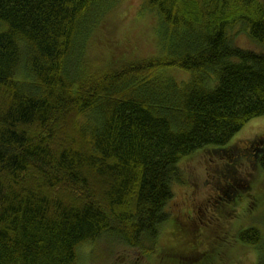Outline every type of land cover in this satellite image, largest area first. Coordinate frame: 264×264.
I'll list each match as a JSON object with an SVG mask.
<instances>
[{"label":"trees","instance_id":"trees-1","mask_svg":"<svg viewBox=\"0 0 264 264\" xmlns=\"http://www.w3.org/2000/svg\"><path fill=\"white\" fill-rule=\"evenodd\" d=\"M121 3L0 0V264H79L104 238L205 263L216 242L168 209L181 161L209 151L264 171V135L232 145L264 117V50L234 39L264 48V0H145L158 55L100 67L89 46ZM218 194L235 207L249 196ZM237 242L264 264L258 228Z\"/></svg>","mask_w":264,"mask_h":264},{"label":"rangeland","instance_id":"rangeland-1","mask_svg":"<svg viewBox=\"0 0 264 264\" xmlns=\"http://www.w3.org/2000/svg\"><path fill=\"white\" fill-rule=\"evenodd\" d=\"M144 4L145 0H122L119 9L103 21L93 36L89 46L91 60L105 67L109 57H115L113 60H135L158 55L154 20L149 19L151 13ZM234 39L244 49L264 50L252 43L244 31L238 32ZM129 45L128 53L124 47ZM169 73L180 82L188 79L187 74L179 71ZM254 120L241 130L242 133L239 132L241 135L234 138L232 145L264 135V117ZM223 155L225 153L203 151L183 159L180 163L182 180L174 186V198L168 209L178 224L201 236L199 242H216L215 253L202 264H256V251L239 244L237 238L241 231L251 227L258 228L264 236V171L254 167L251 160L240 161L238 158L227 164L221 160ZM229 155L231 157L232 152ZM249 158L252 159L250 155ZM225 174L242 185L233 188L225 179L224 183ZM241 187L249 196L239 200L238 194L237 207L228 205L229 202L224 204L220 195H216V191L222 190L227 194L222 198L227 201L228 196L232 197L233 191ZM198 250L202 253L210 248L199 246ZM164 256L166 258L162 260L155 254L144 256L140 249L104 238L82 248L79 264H171L173 259Z\"/></svg>","mask_w":264,"mask_h":264},{"label":"flooded vegetation","instance_id":"flooded-vegetation-1","mask_svg":"<svg viewBox=\"0 0 264 264\" xmlns=\"http://www.w3.org/2000/svg\"><path fill=\"white\" fill-rule=\"evenodd\" d=\"M256 158H257V160H258V156L256 155Z\"/></svg>","mask_w":264,"mask_h":264}]
</instances>
